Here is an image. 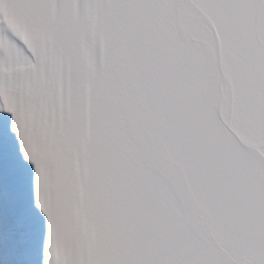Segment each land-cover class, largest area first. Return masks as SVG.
<instances>
[{"label":"snow or ice","instance_id":"obj_1","mask_svg":"<svg viewBox=\"0 0 264 264\" xmlns=\"http://www.w3.org/2000/svg\"><path fill=\"white\" fill-rule=\"evenodd\" d=\"M5 264H264V0H0Z\"/></svg>","mask_w":264,"mask_h":264},{"label":"rangeland","instance_id":"obj_2","mask_svg":"<svg viewBox=\"0 0 264 264\" xmlns=\"http://www.w3.org/2000/svg\"><path fill=\"white\" fill-rule=\"evenodd\" d=\"M10 117L7 113L0 112V210L4 209V151L7 137H9L10 129ZM4 212V211H3ZM3 217V213H2ZM3 228V224H2ZM0 244L3 245V241L0 239Z\"/></svg>","mask_w":264,"mask_h":264},{"label":"bare ground","instance_id":"obj_3","mask_svg":"<svg viewBox=\"0 0 264 264\" xmlns=\"http://www.w3.org/2000/svg\"><path fill=\"white\" fill-rule=\"evenodd\" d=\"M8 116L10 117V121H11V116L10 114H8ZM11 123V122H10ZM9 138L12 144H18L16 138H15V134L12 133L9 129ZM4 201V199H3ZM4 209L0 210V239L1 241H3V228H2V224H3V217H2V213H3ZM0 264H5V259H4V250H3V245L0 244Z\"/></svg>","mask_w":264,"mask_h":264}]
</instances>
